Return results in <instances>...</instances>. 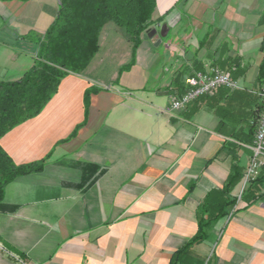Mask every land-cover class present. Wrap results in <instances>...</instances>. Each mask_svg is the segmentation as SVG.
Masks as SVG:
<instances>
[{
  "label": "crops",
  "instance_id": "0c3cea01",
  "mask_svg": "<svg viewBox=\"0 0 264 264\" xmlns=\"http://www.w3.org/2000/svg\"><path fill=\"white\" fill-rule=\"evenodd\" d=\"M59 3L0 0V83L32 67L31 34L43 35ZM156 7L154 17L164 16L151 27L157 35L142 34L122 77L132 42L107 22L87 67L66 75L37 116L0 138L17 164L46 157L42 170L5 188L0 264H169L197 231L198 204L234 165L236 202L186 264H264V169L254 192L237 200L253 140L264 0H156ZM235 56L243 58L236 79L250 96L219 88L171 108L188 76ZM94 86L100 90L86 107L84 92Z\"/></svg>",
  "mask_w": 264,
  "mask_h": 264
},
{
  "label": "trees",
  "instance_id": "16d2710c",
  "mask_svg": "<svg viewBox=\"0 0 264 264\" xmlns=\"http://www.w3.org/2000/svg\"><path fill=\"white\" fill-rule=\"evenodd\" d=\"M156 0H60L55 19L43 35L31 34L36 45L34 63L19 79L0 83V138L15 126L37 116L55 95L61 80L68 74H80L99 50V36L107 22H113L128 33L132 42V59L142 42V34L152 26L158 25L164 16L154 17ZM210 37L205 35L201 44ZM263 56L258 65L256 82L259 87L253 95L256 118L264 106L260 88L264 84V41L260 47ZM241 56L225 57L218 60L220 70L237 78L243 73ZM99 87H89L84 92V105L87 107L90 95ZM245 88L230 91L245 93ZM247 96L251 92L245 93ZM259 98V99H258ZM259 100V101H258ZM252 111V112H253ZM250 118V119H252ZM252 119V120H254ZM249 131L253 125L248 122ZM46 157L26 164H17L0 146V201L4 198L6 186L19 176L38 172L44 167ZM264 169V167H263ZM262 169V171H263ZM260 175L251 182L244 192H254ZM236 165L230 171L220 190L210 191L198 204L197 231L195 235L179 247L171 256L169 264H186L193 257L195 245L208 239L209 227L228 216L236 202L230 193L240 180ZM243 192V193H244Z\"/></svg>",
  "mask_w": 264,
  "mask_h": 264
},
{
  "label": "built area",
  "instance_id": "2783aa9c",
  "mask_svg": "<svg viewBox=\"0 0 264 264\" xmlns=\"http://www.w3.org/2000/svg\"><path fill=\"white\" fill-rule=\"evenodd\" d=\"M222 87L230 91L242 89L238 79L218 67H211L206 71L196 72L185 79L184 90L172 99L171 108L182 109L191 101L205 95H211ZM259 94L264 99V84H262ZM250 124L253 125V140L249 146L251 154L243 172L237 200H240L244 190L260 175L264 167V106L259 115Z\"/></svg>",
  "mask_w": 264,
  "mask_h": 264
},
{
  "label": "water",
  "instance_id": "95a60500",
  "mask_svg": "<svg viewBox=\"0 0 264 264\" xmlns=\"http://www.w3.org/2000/svg\"><path fill=\"white\" fill-rule=\"evenodd\" d=\"M166 30H167L166 25L162 24L159 30V34L161 37L165 36ZM156 32H157L156 28H149L146 30L147 36L152 40H154V38L156 37L157 35ZM158 43H159V39L156 40V45H158Z\"/></svg>",
  "mask_w": 264,
  "mask_h": 264
},
{
  "label": "rangeland",
  "instance_id": "374dc122",
  "mask_svg": "<svg viewBox=\"0 0 264 264\" xmlns=\"http://www.w3.org/2000/svg\"><path fill=\"white\" fill-rule=\"evenodd\" d=\"M240 1H241V0H240ZM236 6H238V7H239V6H241V7H245V5H242V4H240V3H239V5H238V3H237ZM156 8H157V7H156ZM243 9H244V8H243ZM175 15H176V14H175ZM122 30H123V29H122ZM95 55H96V54H95ZM128 64H129V63H128ZM128 64L125 65V67L122 68V69L120 70V76H121V77H122V75L124 74V72L127 71V70L131 67V66L127 67ZM106 73H107V72H106ZM152 78H153V77H150L148 81H152ZM118 81H120L119 78L116 79V82H117V83H118ZM240 83H241V82H240ZM241 85L243 86L242 83H241ZM244 85H245V83H244ZM222 88L225 89L227 92H230L229 89H227V88H225V87H222ZM243 88H244V86H243ZM245 88L247 89L248 87L245 86ZM207 96H208V95H205V96H202V97H200V98L207 97ZM191 102H192V101H191Z\"/></svg>",
  "mask_w": 264,
  "mask_h": 264
}]
</instances>
